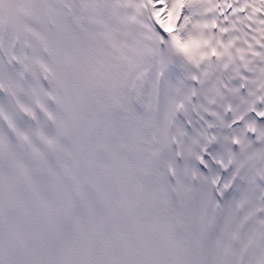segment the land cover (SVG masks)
<instances>
[{
    "label": "snow or ice",
    "instance_id": "6c2138e0",
    "mask_svg": "<svg viewBox=\"0 0 264 264\" xmlns=\"http://www.w3.org/2000/svg\"><path fill=\"white\" fill-rule=\"evenodd\" d=\"M0 264H264V0H0Z\"/></svg>",
    "mask_w": 264,
    "mask_h": 264
}]
</instances>
